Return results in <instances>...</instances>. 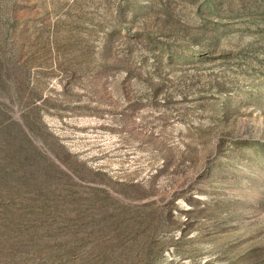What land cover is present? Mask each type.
I'll return each mask as SVG.
<instances>
[{
  "label": "rangeland",
  "instance_id": "rangeland-1",
  "mask_svg": "<svg viewBox=\"0 0 264 264\" xmlns=\"http://www.w3.org/2000/svg\"><path fill=\"white\" fill-rule=\"evenodd\" d=\"M0 264H264V0H0Z\"/></svg>",
  "mask_w": 264,
  "mask_h": 264
}]
</instances>
